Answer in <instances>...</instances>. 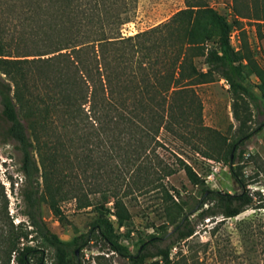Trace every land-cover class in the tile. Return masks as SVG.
I'll list each match as a JSON object with an SVG mask.
<instances>
[{
  "label": "trees",
  "instance_id": "trees-1",
  "mask_svg": "<svg viewBox=\"0 0 264 264\" xmlns=\"http://www.w3.org/2000/svg\"><path fill=\"white\" fill-rule=\"evenodd\" d=\"M136 1L0 0V144L18 154V195L26 219L14 223L0 183V264H31L37 256L40 263L45 248L53 250L55 264H81L76 250L93 241L125 264H264V219L236 224L240 250L229 238L220 239L226 220L264 210V196L246 188L236 162L242 159L239 145L264 126L249 127L250 107L264 102V92L252 91L248 56L230 43L233 24L242 20H253L262 37L264 2L231 0L230 23L210 0H185V8L166 21L125 37L121 30L132 21ZM218 80L228 86L239 123L232 142L202 120L195 88ZM163 132L222 163L240 191L206 189L177 158L202 199L185 212L182 201L166 192L162 236L148 235L131 254L117 230L131 220L125 198L177 170L156 152ZM66 201H74L78 211L97 213L89 231L71 241H62L41 216L44 204L61 217ZM194 214L216 222L211 241L189 242ZM33 240L38 245H30ZM108 258L93 257L97 264H112Z\"/></svg>",
  "mask_w": 264,
  "mask_h": 264
},
{
  "label": "rangeland",
  "instance_id": "rangeland-1",
  "mask_svg": "<svg viewBox=\"0 0 264 264\" xmlns=\"http://www.w3.org/2000/svg\"><path fill=\"white\" fill-rule=\"evenodd\" d=\"M259 1L264 2V0ZM209 3L228 22H234L235 16L231 0H210ZM184 8L185 0H137L132 21L122 27V35L127 37L147 30L166 21L175 12ZM263 9L264 6L261 5V15H263ZM241 23L239 25L233 24L231 45L248 56L249 63H244L248 66L246 72L249 76V85L255 94L260 95L264 92V29L262 37H259L253 20H242ZM198 67L205 69L199 63ZM254 70L259 72V77L253 74L252 71ZM195 89L202 102L203 124L218 131L226 137L228 142L234 141L239 123L232 113V100L228 93L227 84L224 80H218L197 86ZM240 109H242L241 105ZM250 110L249 127L254 130L264 122V102H260L258 108L250 107ZM161 138V146L156 147V152L164 163L175 167L177 170L172 176L165 179L156 178V183L152 186L142 191H133L125 198L131 220L127 227L117 230L121 235V241L129 248L131 254L136 253L140 241L146 240L148 235L162 236L159 227L166 223L165 208L168 205L166 192L173 196L175 201H182L185 212L202 199L200 189L190 184L185 172L179 168L177 158L182 159L194 169L204 181L206 189L228 193L240 191L238 185L231 178L228 169L222 163L208 160L193 153L187 147L182 146L172 135L163 132ZM239 151H242V159L236 160V162L239 165L238 171L246 184V188L252 193L255 191L264 196V126L261 131L239 145L237 153ZM0 183L4 186L9 201V215L14 219V223L26 221L21 214L22 203L18 195V189L22 183L18 154L11 145L0 144ZM132 183V180L127 177L125 184L131 186ZM61 211L62 216L56 218L46 205L41 206L43 221L62 241H71L75 236L88 232L89 223L97 217V213L91 208L76 210L74 201L63 202ZM263 212L264 210L255 212V210L249 209L234 219L226 220L222 227L220 239L229 238L231 244L240 250V236L236 230V224L243 219H248L251 222H256L261 218L263 220ZM189 220L195 226V233L189 242L206 243L213 239L211 229L216 222L210 221L211 219L201 221L197 218V214L191 215ZM172 228L171 225L167 226L168 231H171ZM38 243V240L29 242L33 246L38 245ZM177 250L172 251V256ZM44 255V264H55L52 249L45 248ZM77 255L81 264H97V260L93 259L97 255L109 257L108 259L112 264H125L123 258L108 252L101 242L89 243ZM11 264L16 263L12 262ZM31 264H39L38 256L33 259Z\"/></svg>",
  "mask_w": 264,
  "mask_h": 264
},
{
  "label": "water",
  "instance_id": "water-1",
  "mask_svg": "<svg viewBox=\"0 0 264 264\" xmlns=\"http://www.w3.org/2000/svg\"><path fill=\"white\" fill-rule=\"evenodd\" d=\"M172 232H173V231H170V232L168 233V235L171 234ZM76 253H78V250H76ZM44 258H45V255L42 256V261L40 262V264H43Z\"/></svg>",
  "mask_w": 264,
  "mask_h": 264
},
{
  "label": "built area",
  "instance_id": "built-area-1",
  "mask_svg": "<svg viewBox=\"0 0 264 264\" xmlns=\"http://www.w3.org/2000/svg\"><path fill=\"white\" fill-rule=\"evenodd\" d=\"M232 41H233V33H231L230 35V43L232 44Z\"/></svg>",
  "mask_w": 264,
  "mask_h": 264
},
{
  "label": "flooded vegetation",
  "instance_id": "flooded-vegetation-1",
  "mask_svg": "<svg viewBox=\"0 0 264 264\" xmlns=\"http://www.w3.org/2000/svg\"><path fill=\"white\" fill-rule=\"evenodd\" d=\"M78 253H76V255H77ZM77 257H78V255H77ZM40 264V263H39ZM44 264V263H43Z\"/></svg>",
  "mask_w": 264,
  "mask_h": 264
}]
</instances>
